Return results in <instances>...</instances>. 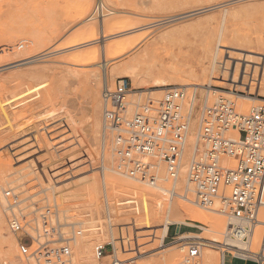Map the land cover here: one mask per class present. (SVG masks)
Returning a JSON list of instances; mask_svg holds the SVG:
<instances>
[{
	"label": "rangeland",
	"instance_id": "374dc122",
	"mask_svg": "<svg viewBox=\"0 0 264 264\" xmlns=\"http://www.w3.org/2000/svg\"><path fill=\"white\" fill-rule=\"evenodd\" d=\"M84 2L0 0V193L5 198V204L0 205L7 240L14 246V254L8 256L6 239L0 234V264H26L18 252L22 235L13 234L9 227L12 214L33 229L39 228L50 248L60 251L53 264H133L131 260L137 256L151 261L164 254L175 255L176 262L170 264H183L187 250L183 252L181 248L189 238L202 245L201 257L194 264H203L209 250L220 257L224 235L217 237L212 231L218 220L226 228V218L188 205L181 197L172 203L179 206L187 223L207 230L186 224L170 225L164 248L155 250L148 242L134 244V230H148L153 208L140 197L111 187L119 176L111 141L104 135L103 95L107 88L103 89V75L105 71L109 74L110 90L120 79H128L132 88L141 93L129 97L131 117L144 106L157 109L152 110L156 116L167 92L156 87L157 79L168 83L166 86L213 85L208 87L210 91H218V98L234 105L238 100L225 92L264 100V81L256 91H247V82L243 83V90H237V86H225L217 75L212 76L218 59L226 62L228 68H237L236 45H264V0H90V10L79 20L78 11ZM99 3L107 14L92 18ZM104 43L111 45L115 54L110 55L109 62L104 61L106 56L99 58L94 54L96 47L101 49ZM121 45L130 47L125 57H121ZM27 59L33 63L25 64ZM98 61L102 68H92ZM89 67L94 71L89 72ZM192 71L196 72L193 79ZM177 78L184 82H173ZM97 86L102 87L99 92ZM188 92L196 93L197 117L206 104L204 94H208L192 88ZM97 96H101L99 129L91 135L90 118ZM249 104L252 109L263 106L264 101ZM148 188L157 194V201L164 206L163 216L166 215L168 195ZM190 197L194 200L192 194ZM10 204L13 207L8 210ZM186 209L198 212L202 218L187 216ZM162 227L163 222L152 223V236ZM111 229L118 238V255L113 254L110 243ZM121 231L131 244L124 252ZM86 234L90 251L79 255ZM199 237L208 239L210 247ZM98 245L107 246V254L101 259L95 252ZM226 264L255 263L228 257Z\"/></svg>",
	"mask_w": 264,
	"mask_h": 264
},
{
	"label": "built area",
	"instance_id": "2783aa9c",
	"mask_svg": "<svg viewBox=\"0 0 264 264\" xmlns=\"http://www.w3.org/2000/svg\"><path fill=\"white\" fill-rule=\"evenodd\" d=\"M105 13L104 5L99 3L92 18L104 17ZM132 90L128 79H120L114 90L107 89L103 95L104 135L111 141L118 171L154 189H164L162 185L167 184L164 190L170 201L176 197L187 200L192 194L197 207L226 218L223 264L228 257L264 264V105L240 114L232 102L222 97L206 103L199 114V137L190 151L196 93L169 89L156 116L144 106L131 117L128 110ZM185 162L189 188L186 186L180 196L178 184ZM12 207L10 204L7 209ZM8 222L13 234L22 235L18 252L26 264H53L60 251L50 248L39 228L33 229L15 214ZM259 225L262 238L258 252L241 248L249 245ZM187 240L183 264H194L201 257L202 245L195 239ZM95 252L101 259L107 254V246L98 245Z\"/></svg>",
	"mask_w": 264,
	"mask_h": 264
},
{
	"label": "bare ground",
	"instance_id": "6f19581e",
	"mask_svg": "<svg viewBox=\"0 0 264 264\" xmlns=\"http://www.w3.org/2000/svg\"><path fill=\"white\" fill-rule=\"evenodd\" d=\"M89 1L90 0H85L84 4L79 9L78 16H77V18L79 20L84 19L85 16H86V14H87L86 11H89L90 10L89 9ZM141 2H142V0H141ZM113 14H114V12H111V15H113ZM114 16H115V14H114ZM131 18H132V16H131ZM75 24H77V23H75ZM103 37H105V36H103ZM45 42H46V40H45ZM121 46H122V48H121V57H122V56L126 55V53H128L130 47H129V45H121ZM256 47H258L257 50H255ZM136 48H137V46H136ZM235 50H236V53H235V58L234 59H235L237 68L236 67L235 68H230V67L228 68L226 62H224V61L222 62L221 59H218L214 63L215 65L213 67L212 76L215 77L217 75V79L221 83H223L225 86H234V87L237 86L238 87L237 90L242 89L243 83L244 82H247L248 84H246L247 87L245 89L247 91L248 90L249 91H256L261 86L262 82L264 81V52H263L264 45H236ZM112 53H114L113 47L111 45H105V43H104V45L102 46L101 49H98L96 47V50L94 51V54H96L97 57H99V58L103 57V55L106 56L105 57V60H104L106 62L111 61L110 60V55H113V56L115 55V54H112ZM29 61L27 59V61H26L25 64L32 62V61L31 62H29ZM104 61H103V63H106ZM100 64H101V62H100ZM100 64H99V61H98L97 64H94L91 67L92 68H95L96 67V69H97L98 67L101 66ZM92 68H90L89 72H93L94 71V70H92ZM100 68H102V67H100ZM136 69L138 70V68H136ZM201 69L203 70V68H201ZM129 70H131V69H129ZM103 72H104V70H103ZM105 72H104L105 75H103V76H105L104 77V84H103L104 85L103 86L104 88L103 89H106V88L109 89V87H108L110 85V84H108L109 83L108 82V80H109L108 79L109 78V74H107ZM135 73L136 72L131 71V74L132 75H135ZM195 73L193 71L191 72L192 77L191 76L190 77L192 79H193V76L195 75ZM248 75H250V77ZM251 75H254L256 77V79H255L256 81H253V78H252ZM173 82H184V79L177 78V79H174ZM165 84H168V83H164L163 81H161L159 79H157V81H156V87H159L160 89L162 88L163 89V92H165V91H167L169 89H172V88H185V89L192 88L195 91L198 90V89H201L202 91H206L207 94H208V95L204 94V100H205L204 102L205 103L209 104L211 100L212 101H215V100L218 99V97L216 96L217 93H218V91H210L208 89L209 86L210 87L213 86V85H210V84H206V86L203 85V84H202L203 86L201 84H186V85L185 84H179V85L166 86ZM97 87H98L97 90L99 92L102 87L101 86L100 87L97 86ZM137 91H138V89H135L134 88L132 90V95L131 96L136 97L137 95L141 94V93H139ZM150 93L151 92H149V94ZM225 95H227L229 97L236 98L238 100L235 103V105L237 106V110H238V112L240 114H249L253 110H255L256 108H258V106H256V107H253L251 109L250 104H249L250 101H264V100H260V99L249 98L247 96H235V95L230 94L228 92H225ZM230 95H232V96H230ZM100 97L97 96V98L95 99L96 102H95L94 109H93L94 111H93V114H92V116L90 118V122H91L90 123L91 124V127H90L91 129L90 130H92V131H90V134L91 135H94L98 131V129H99L98 118H99V98ZM152 101H154V100H152ZM157 101L158 100H155V102H157ZM149 108L151 110H153V111L157 110V109H153L152 107H149ZM195 111H196V109H194V112ZM199 122H200V117L199 116H197V117L194 116V118L191 121V125H190V137H189V141H188V146H189V150L190 151H192V149L194 148V146L196 144V141L198 140V137H199ZM105 140H106V138H105ZM227 162H230V161H227ZM230 163H232V162H230ZM104 169H106V167ZM187 171H188V162H185L184 163V166H183V170H182L181 181L178 184V194L180 196H182L184 194V191H185L186 186L188 187V183H187V180H186ZM116 173L118 174L119 178H117V180H115L111 184V187L112 188L116 187L117 190L118 189H121V192H123V193L131 194V195H134V196H138V197L141 198V201L146 202V203H150L152 205V208H153V214H152V217H151V223H148L147 224V226H148V230L147 231H145L143 233L142 232H139L137 230L139 227H136V225H134L137 228V229L134 230L135 238L133 239V242H134L135 245L141 246L142 244H145V243L148 242L149 243V247L150 248L152 247L155 250L158 249V248H164L165 247V244H164L165 243V240H166V238L168 237V234H169L170 225L177 224L178 223V225L186 224V225H189V226H192V227L197 226V225H193L192 223H187V221L185 219L186 217L184 216V214L181 215V213H180L181 211L179 209V206L177 204H173L172 201H170V203H169V205L167 207L166 215L163 216V207L164 206L162 207V204L157 201V194L154 191L150 190L148 188V186L146 184H144V183H140V182H136V181L133 182L132 180L131 181L128 180L126 178V176L122 172H120V171L119 172L117 171ZM49 175H50V173H49ZM51 177L53 179L56 178L55 175H52ZM57 184H58V182H57ZM144 185H146V186H144ZM165 187L166 186H164V189H165ZM164 189H157V190L160 191L161 193H165V190ZM188 191H190V190L188 189ZM180 192H182V193H180ZM1 194L2 193H0V204L3 205V204H5V202H4L3 199H5V198L2 197ZM108 196H109V194H108ZM183 201L185 203H187L188 205H191V206H194V207L196 206L193 203V198H191L190 195L188 196V199L187 200L186 199H183ZM1 205H0V234H2L3 237H5V239H6V242L5 241L4 242L8 246V250L6 252L7 255L8 256L9 255L12 256L13 247L14 246H13V243H11V241L7 240V236H6V233H7V225H6L5 219L3 217V213L1 211ZM207 212L213 213V215H218V216H220V217L223 218V216L221 214L217 213V212H212V211H207ZM185 213H186L187 216H191V217H193L195 219H198V220L200 218H202V216L198 212H195V211H187V209H186V212ZM157 221L158 222H163V227L161 228V232H159L156 236H152L153 231H154L153 228H152V223L154 224ZM135 227H133V228H135ZM201 228L204 229V230H207V229L204 228V226H202ZM227 228H228L227 221H226V228H225V226L223 225V222L221 220H218L217 222H215V224H214V230L212 232L215 233V235H217V237L219 235H222V234L225 237V233H226ZM130 229H132V227ZM110 233H111V242L110 243L114 246L113 247L114 248L113 254L118 255V253H119L118 252V248H117L118 238L116 237V234H115V232L112 229H111V232ZM123 233L124 232L121 231V252H124L125 250H127L131 246V244L129 243V241L126 240L123 237ZM261 233H262V226L259 225V226H257V228L255 230V233H254V236H253L251 242L249 243V245H245L244 244V245H241L240 247L241 248H244V249H246V250H248V251H250L252 253H256L257 252L256 249L258 248V243H259L258 240H260V239H258V237L261 236V238H262ZM187 235H192L191 237H196V236H194L195 234H187ZM88 238H89L88 234H86V237L85 236L83 237V241L81 242L80 247H79V255H85L86 253L88 254V252L90 251V244L87 241ZM130 238H132V237H130ZM197 238H198V236H197ZM199 238L201 240H204L205 242H207L205 244V246H209L210 247V245L208 244L209 243V240L208 239H206V238L203 239L202 237H199ZM215 241H217V240H215ZM260 242H261V240H260ZM214 245H212V246H214ZM259 246H260V244H259ZM172 249H174V247ZM172 249L170 248V251ZM181 251L184 252L185 251V247H182L181 248ZM210 251L211 250H209V252H208L209 254L203 260V264H223V259L225 257L224 256V251L222 252V254H221L220 257H218L215 254H212V252H210ZM90 255H92V254H89L88 256H90ZM167 255L164 254L160 258L154 259V260H151V261H145V260L139 258V256H137V258L136 257L135 258H132L131 261H132L133 264H170L171 261H173L175 259V255H168V256ZM234 255L235 256H241V255H238L236 253H234ZM177 261H179V260H177ZM180 263H181V261H180Z\"/></svg>",
	"mask_w": 264,
	"mask_h": 264
},
{
	"label": "crops",
	"instance_id": "0c3cea01",
	"mask_svg": "<svg viewBox=\"0 0 264 264\" xmlns=\"http://www.w3.org/2000/svg\"><path fill=\"white\" fill-rule=\"evenodd\" d=\"M169 234H170V229H169ZM169 234H168V236H169Z\"/></svg>",
	"mask_w": 264,
	"mask_h": 264
}]
</instances>
